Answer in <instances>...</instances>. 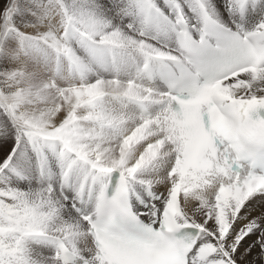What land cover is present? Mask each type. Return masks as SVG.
<instances>
[{"label":"snow or ice","instance_id":"6c2138e0","mask_svg":"<svg viewBox=\"0 0 264 264\" xmlns=\"http://www.w3.org/2000/svg\"><path fill=\"white\" fill-rule=\"evenodd\" d=\"M0 264H264V0H0Z\"/></svg>","mask_w":264,"mask_h":264}]
</instances>
